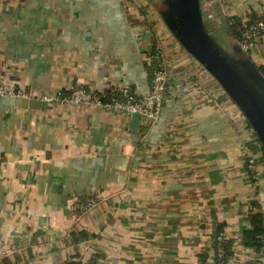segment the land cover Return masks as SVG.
<instances>
[{"label":"crops","instance_id":"crops-1","mask_svg":"<svg viewBox=\"0 0 264 264\" xmlns=\"http://www.w3.org/2000/svg\"><path fill=\"white\" fill-rule=\"evenodd\" d=\"M200 7L221 31L264 14V0ZM249 57L264 68L263 40ZM158 62L168 79L154 122L55 100L141 96ZM0 82L25 92L0 98V264H200L218 232L233 242L227 264L256 257L242 236L264 215V153L149 0H0ZM88 197L96 205L75 214ZM75 229L89 238L70 242Z\"/></svg>","mask_w":264,"mask_h":264},{"label":"water","instance_id":"water-1","mask_svg":"<svg viewBox=\"0 0 264 264\" xmlns=\"http://www.w3.org/2000/svg\"><path fill=\"white\" fill-rule=\"evenodd\" d=\"M162 2L159 16L169 33L238 108L264 151V75L247 56L234 59L219 47L206 29L200 0ZM239 47L235 51L244 54ZM132 116L137 123L140 115Z\"/></svg>","mask_w":264,"mask_h":264},{"label":"built area","instance_id":"built-area-1","mask_svg":"<svg viewBox=\"0 0 264 264\" xmlns=\"http://www.w3.org/2000/svg\"><path fill=\"white\" fill-rule=\"evenodd\" d=\"M248 19H243V22H248ZM260 40L264 41V14L254 24H251L242 34V40L239 45L243 52L246 54L259 43ZM168 73L163 63L158 62L156 69L153 72L152 80L148 91L141 95L136 96L129 92H124L122 98H111L108 102H104L99 97L95 96L91 91H87L82 88L72 90L70 95L66 98H55L57 101H65L71 105H85V106H107L115 111L125 112L129 115L138 113L140 117H143L146 121L154 122L158 119L164 94L167 87ZM25 92L17 90L13 86L5 85L0 82V98L4 97H24ZM245 119V118H244ZM248 125V124H247ZM251 129V128H250ZM253 132V131H252ZM248 168L251 170L253 176H256L253 172L254 162L248 156ZM96 205V199L94 197H88L82 201H78L73 204L72 211L76 214H82L87 212ZM224 240L223 232H218L216 235L217 247L212 248L211 252L216 254L219 259L222 256V249L219 247V243ZM7 251H0V263L7 257ZM213 258V257H212ZM218 264H222L218 262Z\"/></svg>","mask_w":264,"mask_h":264},{"label":"trees","instance_id":"trees-1","mask_svg":"<svg viewBox=\"0 0 264 264\" xmlns=\"http://www.w3.org/2000/svg\"><path fill=\"white\" fill-rule=\"evenodd\" d=\"M259 18L254 20H251L250 18L248 22H243V20L238 17H233L229 20L228 22L229 27L225 29V31H223L226 34L229 43L233 45V46L231 45L229 46L228 51L225 50V52L228 55H230L234 59L240 58L241 55L250 58L249 55L246 54L245 52L244 54H242V52L237 53L234 47L235 46L239 47V42L242 40L243 32L251 24H254L257 20H259ZM205 26L208 32H210V34H213V32L206 25V23ZM258 70L264 75V68H258ZM261 150L263 151L262 147ZM76 214L78 215V213ZM249 223H250V228L244 231L242 236V242L245 248L252 250L256 254V257L253 258L252 261L246 262L245 264H260V259L264 254V215L262 214V212L258 210V212L251 213L249 215ZM216 235L211 238V242H210L211 246L210 244L206 246L203 252L199 255L200 264L206 263L211 251L210 248L212 249L217 247L218 244L216 241ZM88 238L89 236L83 230L75 229L73 232L70 233V242L74 244L87 240ZM219 247L222 249V256L218 259L215 256L216 254L214 253L212 256L213 260L215 264H218V262H221L222 264H227V262L233 255V242L223 240L219 243ZM80 263L81 261L77 263L70 262L68 264H80Z\"/></svg>","mask_w":264,"mask_h":264},{"label":"rangeland","instance_id":"rangeland-1","mask_svg":"<svg viewBox=\"0 0 264 264\" xmlns=\"http://www.w3.org/2000/svg\"><path fill=\"white\" fill-rule=\"evenodd\" d=\"M149 1L151 2V5L155 10H159L163 7L162 0H149ZM206 16L209 17L208 15H206ZM228 27H229L228 23H227V25L225 24L222 26V28H224V29H227ZM209 28L213 32L212 36L215 39L216 43L219 45V47L224 51L225 50L228 51V48L231 45V43H229L228 38H227L226 34L223 32V30L222 31L219 30L218 26H212ZM231 46H233V45H231ZM249 53H247V54L249 55ZM78 260L79 259H76V261H78Z\"/></svg>","mask_w":264,"mask_h":264},{"label":"flooded vegetation","instance_id":"flooded-vegetation-1","mask_svg":"<svg viewBox=\"0 0 264 264\" xmlns=\"http://www.w3.org/2000/svg\"><path fill=\"white\" fill-rule=\"evenodd\" d=\"M203 14V13H202ZM204 17V16H203ZM204 22H205V17H204ZM206 23V22H205Z\"/></svg>","mask_w":264,"mask_h":264}]
</instances>
